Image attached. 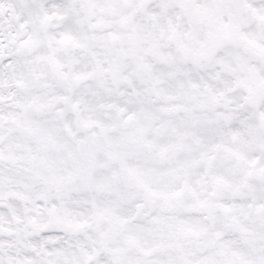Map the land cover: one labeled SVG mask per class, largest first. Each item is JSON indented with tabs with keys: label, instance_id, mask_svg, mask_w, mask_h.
Masks as SVG:
<instances>
[{
	"label": "snow or ice",
	"instance_id": "6c2138e0",
	"mask_svg": "<svg viewBox=\"0 0 264 264\" xmlns=\"http://www.w3.org/2000/svg\"><path fill=\"white\" fill-rule=\"evenodd\" d=\"M0 264H264V0H0Z\"/></svg>",
	"mask_w": 264,
	"mask_h": 264
}]
</instances>
